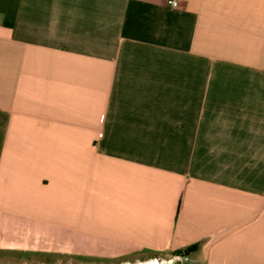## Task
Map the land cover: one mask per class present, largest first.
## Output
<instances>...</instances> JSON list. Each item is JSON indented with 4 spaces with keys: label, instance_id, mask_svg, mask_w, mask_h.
I'll list each match as a JSON object with an SVG mask.
<instances>
[{
    "label": "crops",
    "instance_id": "crops-1",
    "mask_svg": "<svg viewBox=\"0 0 264 264\" xmlns=\"http://www.w3.org/2000/svg\"><path fill=\"white\" fill-rule=\"evenodd\" d=\"M176 1L0 0L2 252L264 264V0Z\"/></svg>",
    "mask_w": 264,
    "mask_h": 264
},
{
    "label": "rangeland",
    "instance_id": "rangeland-1",
    "mask_svg": "<svg viewBox=\"0 0 264 264\" xmlns=\"http://www.w3.org/2000/svg\"><path fill=\"white\" fill-rule=\"evenodd\" d=\"M68 255L70 256L71 254ZM124 260H127V262H123L121 264H156L157 261H161V259L147 258L145 256L139 255H133L130 258H126ZM164 263H166V260ZM0 264H76V262L74 259H70V257L67 259H56V257L44 256H35L30 261L27 260V262H22L16 259L15 254L2 252L0 250Z\"/></svg>",
    "mask_w": 264,
    "mask_h": 264
},
{
    "label": "built area",
    "instance_id": "built-area-1",
    "mask_svg": "<svg viewBox=\"0 0 264 264\" xmlns=\"http://www.w3.org/2000/svg\"><path fill=\"white\" fill-rule=\"evenodd\" d=\"M169 3L172 6H177V4H178L176 0H169Z\"/></svg>",
    "mask_w": 264,
    "mask_h": 264
}]
</instances>
